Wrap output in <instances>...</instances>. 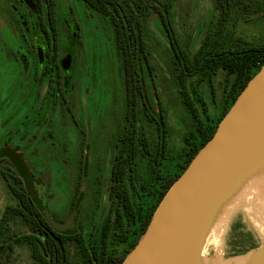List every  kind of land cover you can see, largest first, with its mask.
<instances>
[{"label":"rangeland","instance_id":"rangeland-1","mask_svg":"<svg viewBox=\"0 0 264 264\" xmlns=\"http://www.w3.org/2000/svg\"><path fill=\"white\" fill-rule=\"evenodd\" d=\"M131 1L136 4V0ZM166 2L171 3L168 20L173 32L188 54L218 26L223 28L226 45L238 39L264 43V0H228L230 7L226 13L221 12L217 0H152L159 6ZM87 10L78 0L56 1L58 60L70 52L73 63L61 77L68 102L61 104L55 88L44 102L43 97L51 88L50 75L44 71L46 74L39 81L41 61L34 62L30 58V52L36 57V51L31 50L34 44L43 50L46 48L35 29L33 4L29 0H0V154L6 147L12 149L22 161L19 169L47 187L50 199L47 208L55 218L67 217L71 198L74 194L78 196L75 223L85 240L89 236L88 241L90 238L98 241L107 216L110 215L112 222L116 216L115 204L110 210L108 197L109 166L111 148L115 147L114 142L125 124V97L113 28L108 18ZM144 10L146 15L139 17L141 35L152 72L143 66L140 74L144 94L138 106L136 141L146 139L148 154L137 153L132 177L127 176L125 181L131 202L136 206L144 204L145 196L157 185L153 180L156 174L172 175L174 161L186 145L189 132L194 131L177 90L172 53L159 16L157 18L151 6ZM222 18L225 21L220 23ZM74 31L79 33L78 37ZM229 78L219 70L210 82L204 80L196 85L195 77L189 79L191 96L204 121L206 115L213 119L222 109ZM195 92H199L207 107L205 113L202 104L195 99ZM142 105L151 120L142 112ZM80 163L81 179L77 177ZM252 200L256 201L248 192L233 205L209 236L203 252L205 258L215 255L223 263L240 264L245 255L264 240V214L251 207ZM15 202L1 178L0 215L5 205ZM11 226L17 233L28 231L20 218ZM112 229L110 251L119 253L123 244ZM2 244L0 238V250ZM78 261L79 254L69 246L66 263L77 264ZM4 264L37 263L30 255L29 246L16 241L14 254Z\"/></svg>","mask_w":264,"mask_h":264},{"label":"trees","instance_id":"trees-1","mask_svg":"<svg viewBox=\"0 0 264 264\" xmlns=\"http://www.w3.org/2000/svg\"><path fill=\"white\" fill-rule=\"evenodd\" d=\"M217 3L221 6L222 13H226L230 7L228 0H217ZM87 4L109 15L113 26V44L120 60L124 82L125 124L115 142L108 192V197L111 201L110 210L115 204L116 216H114L112 222L110 215H108L102 224L100 242L98 249L95 250L99 256L98 259L91 255V251L86 247L81 236L78 235L79 264H120L125 254L135 245L144 232L154 208L165 191L185 169L197 150L212 136L217 123L233 103L237 94L263 64L264 43L238 39L234 44L226 45L222 38L223 28L218 26L214 32L204 36L192 54H188L179 45L168 20L171 3L166 2L157 7L159 19L172 53L177 90L192 119L194 131L189 132L186 145L175 159L172 175L163 177L156 174L153 180L157 185L145 196L144 204H137L136 206L131 202L125 181L127 176L132 177L134 170L136 115L139 103L143 98L140 74L143 66L149 73L152 72V65L149 63L148 52L141 35L139 17L140 15H146L144 8L153 6V3H146L143 0L138 4L133 3L132 6L127 1L117 3L114 0H106L105 4L103 0H100L87 2ZM123 4L126 6L124 7ZM47 5L49 20L53 24L52 3ZM140 9H142V12L139 14ZM222 21L224 22L225 20L222 18L220 23ZM219 70L230 77L223 96V106L219 114L213 119L206 115V120L204 121L191 96L189 79L195 77L196 85L201 84L204 80L210 82L211 77ZM195 99L202 104V111L205 113L207 107L199 92H195ZM142 108L151 120V117L146 112L145 105H142ZM141 146L142 154L145 156L148 154V143L143 137L141 138ZM16 181V183H19L20 178L16 177ZM18 186L19 188L13 189L17 200L16 204L7 205L2 211L0 236L13 219L20 218L23 222L28 223L30 232H7L5 241L8 240L10 242L12 238L18 243H28L32 252L31 256L37 264H67L65 244L70 239V236L62 233L61 240L58 241L55 238H51L50 235H47L45 240L41 239L37 235L38 232L44 233L45 227L48 230H52L50 224L44 222L45 210H38L36 206L32 205L24 192L23 185L19 183ZM146 202L149 204L147 205ZM40 219L43 220V223ZM111 223L113 224L111 225ZM112 227L113 235L115 234L119 239V243L123 244L122 251L119 253L110 251L109 235ZM52 233L58 236L55 229L52 230ZM6 251L9 254L11 250ZM43 251L45 252L44 254Z\"/></svg>","mask_w":264,"mask_h":264},{"label":"water","instance_id":"water-1","mask_svg":"<svg viewBox=\"0 0 264 264\" xmlns=\"http://www.w3.org/2000/svg\"><path fill=\"white\" fill-rule=\"evenodd\" d=\"M248 192L264 214V62L165 191L120 264H226L215 255L205 258L204 248ZM44 213L51 227L65 231L76 210L62 223ZM240 264H264V240Z\"/></svg>","mask_w":264,"mask_h":264},{"label":"flooded vegetation","instance_id":"flooded-vegetation-1","mask_svg":"<svg viewBox=\"0 0 264 264\" xmlns=\"http://www.w3.org/2000/svg\"><path fill=\"white\" fill-rule=\"evenodd\" d=\"M33 6H34V15H35V19H34V24H35V29L38 32V34L40 35V37L43 39V41L46 44V48L43 50V48H41L38 45H35L31 47V50L34 49L36 51V57L33 58L30 52V58L32 61L37 62V61H41L40 63V67H41V73H40V79L42 78L43 75H45L46 73L44 71H48V74L50 75L49 77V81H50V90L44 95L43 99L44 102H47L49 100V95L51 94L52 90L55 88V94L58 100L61 101V104H63V102H66L65 99L66 98V91H65V87L64 85H62V81L61 77L64 76V73L71 68V66L73 65L72 60L70 58V52L69 54H66V56L61 59L60 61L58 60V56H57V51H58V47H57V35H58V29H57V12H56V1L57 0H29ZM82 3V5L84 6V8L87 9H92L95 12L101 14L103 17L108 18V21L110 22L109 19V15H106V13L99 11L97 8L88 5L87 2H92V1H100V0H78ZM117 3H123L125 1H127L128 3H130L131 5L133 4V2L131 0H114ZM140 1L143 0H136L134 1L136 4H138ZM146 1V0H144ZM152 2V0H150ZM28 2V0H27ZM48 3H52V9H53V13H54V22L53 24H51L50 20H49V12H48ZM103 3L106 4V0H103ZM123 6L125 7L126 5L123 4ZM133 6V5H132ZM155 6V7H154ZM159 6V4H154L153 6H151L152 11L155 13V15L159 16L158 11H157V7ZM87 14L89 15L90 11L87 10ZM111 26L112 23L110 22ZM113 28V26H112ZM74 35H76L78 37V32L74 31L73 32ZM76 41H78L76 39ZM79 43V41L77 42ZM115 49V48H114ZM140 80H141V86H142V82H143V78L142 76H140ZM35 82V83H39ZM67 88V87H66ZM123 88H124V82H123ZM52 89V90H51ZM143 91H142V95H143ZM47 95V96H46ZM58 96L60 97V99L58 98ZM68 103V102H66ZM146 112H147V108L145 107ZM142 112L146 115V113L143 111V108L141 109ZM140 113L139 107H138V111H137V115H136V122H138V116ZM39 114V113H37ZM148 114V113H147ZM147 116V115H146ZM151 117V116H150ZM124 118H125V112H124ZM123 130V129H122ZM137 133V132H136ZM117 139V138H116ZM5 142H8V140H6ZM116 142V141H115ZM115 142H114V146H115ZM137 142H139V144H137ZM135 145H136V149H135V155L133 157V161H136V155L137 153L140 154V151L142 153V146H141V141L137 140L135 138ZM4 147V146H3ZM83 148V146H82ZM6 151H3L2 154H0V179L2 178L3 180H5L6 185L9 189V191L11 192V194L13 195V197L15 198V194L13 189L14 188H19V183H21L24 189V192L26 193L30 203H32V205L36 206L38 210H45L48 211L51 219L55 220L58 223H62L64 222L72 213L73 210H76L75 208V202L76 199L78 198V196L75 197V194L73 195V197L70 200V207H71V211L70 213L67 215V217H65L64 219H57L54 217V215H52V213L48 210L47 208V204L49 199V196L46 194V191H48L47 187H45L43 184L35 182L33 180H31V176H29L30 178H28L26 176V174L24 173V171L22 172L18 166H20L19 164L22 162L19 158L18 155L14 154L13 150L10 148H5ZM114 149L115 147L112 146L111 148V153H110V166H109V179H110V172H111V166H112V158H113V154H114ZM1 151V150H0ZM12 152V153H9ZM24 161V160H23ZM151 161H156V159H152ZM20 162V163H19ZM25 162V161H24ZM79 162V160H78ZM133 162V163H134ZM82 164H84L83 160H82ZM82 164L80 163L79 165H77V177H80V179L82 178V174H81V169H82ZM84 166V165H83ZM24 169V168H23ZM26 170V169H24ZM30 172V170H29ZM29 175V174H28ZM16 177L20 178V182L16 183ZM26 178L28 180H26ZM110 181V180H109ZM81 182V181H80ZM110 186V185H109ZM126 186V185H125ZM81 189V184H80V188H79V192ZM49 194V192H48ZM16 200V198H15ZM17 201V200H16ZM16 204V202L14 203ZM14 204H8V205H14ZM42 206V208H40L39 206ZM7 205L4 206V208ZM3 208V210H4ZM2 210V211H3ZM2 214V212H1ZM76 214V213H75ZM75 214H74V218H73V222H72V227L65 230V231H57L58 236H55L52 233V230L54 229L53 227H51L52 230H48L46 227L44 228V233L42 232H38L37 235L41 238V239H47V235H50L51 238H55V240H61V236L62 233L64 235L70 236L65 244V250L68 254V247L72 246L74 249V252L76 254H79V261H80V252H79V244L77 241L78 235L81 236V239H83L86 247L89 249V251H91V255L94 256V258L98 259V253L95 251L98 249V245L100 242V237H101V232L99 235V239L98 241H95L94 238H90L88 241V237L87 240L84 239L83 234H82V230L80 228L77 227V224L75 223ZM44 216V215H43ZM1 217V215H0ZM15 219H13L10 222V225L7 226L4 230L3 233L1 234L0 238L2 241V246H1V250H0V264H4V262L10 260V258L12 257V255L14 254V245H15V240L14 239H10V242L8 240L5 241V237L7 236V232H13L14 230L12 229V223L14 222ZM41 220V219H40ZM43 223V220H41ZM44 222L48 223V220L44 217ZM27 227H28V231L26 233L30 232L29 229V225L28 223L24 222ZM15 232V231H14ZM90 235V234H89ZM9 238V236H8ZM8 241V242H7ZM29 246L30 245L28 243H25ZM6 250H11L9 254H7ZM45 252L43 251V254ZM30 255H32L31 252V248H30ZM32 257V256H31ZM107 257V256H106ZM33 259V258H32ZM79 261L77 262V264H79ZM66 262H67V257H66ZM96 263V261H95Z\"/></svg>","mask_w":264,"mask_h":264},{"label":"bare ground","instance_id":"bare-ground-1","mask_svg":"<svg viewBox=\"0 0 264 264\" xmlns=\"http://www.w3.org/2000/svg\"><path fill=\"white\" fill-rule=\"evenodd\" d=\"M258 204V202H256V201H254V200H252L251 201V203H250V205H251V207H255L254 209L255 210H257V211H261V207H260V205H257ZM252 210V209H251ZM262 212V211H261ZM257 215V214H256ZM252 219V218H251ZM253 221V220H252ZM255 224V223H254ZM257 226V225H256ZM258 227V226H257ZM260 227V226H259ZM260 230V229H259ZM219 238V237H218ZM218 240V239H217ZM220 250H221V248H219ZM219 251V250H218Z\"/></svg>","mask_w":264,"mask_h":264}]
</instances>
